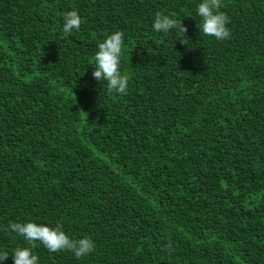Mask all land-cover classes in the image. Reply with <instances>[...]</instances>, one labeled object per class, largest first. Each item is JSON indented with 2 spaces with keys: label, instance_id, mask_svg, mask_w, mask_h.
Here are the masks:
<instances>
[{
  "label": "trees",
  "instance_id": "1",
  "mask_svg": "<svg viewBox=\"0 0 264 264\" xmlns=\"http://www.w3.org/2000/svg\"><path fill=\"white\" fill-rule=\"evenodd\" d=\"M201 2L0 0V264L31 248L7 230L28 222L95 245L36 242L38 264H264V0H221L222 41ZM157 12L188 45L153 31ZM116 31L125 94L91 75Z\"/></svg>",
  "mask_w": 264,
  "mask_h": 264
},
{
  "label": "clouds",
  "instance_id": "2",
  "mask_svg": "<svg viewBox=\"0 0 264 264\" xmlns=\"http://www.w3.org/2000/svg\"><path fill=\"white\" fill-rule=\"evenodd\" d=\"M221 0H202L197 5L196 14L201 18V23L197 26L204 36L214 37L217 41L230 39L231 33L227 28L230 23L228 16L220 11ZM182 20L170 18L169 15L157 12L152 23V29L158 33H169L175 30L180 34L181 45H188L186 37L188 31L182 25ZM81 18L77 11L72 10L63 14V36L66 37L74 29L79 30ZM124 46V34L116 31L108 35L106 39L98 44V51L92 60L95 64L92 78L98 83L106 82V92L108 94H125L128 87V77L120 71V60ZM22 236L31 248H16L11 256L14 264H38V257L32 254L31 249L39 242L51 253L59 251H70L75 258L80 259L95 249L91 238L71 239L62 231V225L57 224L55 228L28 223H9L8 229ZM7 252L0 253V261L8 259Z\"/></svg>",
  "mask_w": 264,
  "mask_h": 264
}]
</instances>
